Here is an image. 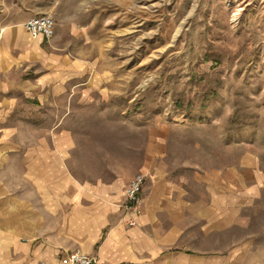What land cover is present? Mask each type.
<instances>
[{
    "label": "rangeland",
    "instance_id": "374dc122",
    "mask_svg": "<svg viewBox=\"0 0 264 264\" xmlns=\"http://www.w3.org/2000/svg\"><path fill=\"white\" fill-rule=\"evenodd\" d=\"M41 15V47L77 66L65 175L127 187L236 168L249 201L234 236L264 257V0H0L2 24Z\"/></svg>",
    "mask_w": 264,
    "mask_h": 264
},
{
    "label": "crops",
    "instance_id": "0c3cea01",
    "mask_svg": "<svg viewBox=\"0 0 264 264\" xmlns=\"http://www.w3.org/2000/svg\"><path fill=\"white\" fill-rule=\"evenodd\" d=\"M3 21L0 264H59L74 250L98 264H264L251 239L234 236L249 201L232 190L236 168L187 184L159 169L141 173L138 214L123 208L126 183L80 184L66 176L72 133L62 123L75 102L76 63L43 49L44 38L32 37L23 21Z\"/></svg>",
    "mask_w": 264,
    "mask_h": 264
},
{
    "label": "built area",
    "instance_id": "2783aa9c",
    "mask_svg": "<svg viewBox=\"0 0 264 264\" xmlns=\"http://www.w3.org/2000/svg\"><path fill=\"white\" fill-rule=\"evenodd\" d=\"M25 29L34 38L42 36L45 39H50L53 36L54 21L48 15L36 16L25 23ZM145 181L146 176L144 174H139L128 184L123 194V208L126 212L132 211L136 214L139 213V196ZM128 225L133 226L135 223L133 221H128ZM59 264H98V262L96 257L88 255L80 250H74L62 253L59 258Z\"/></svg>",
    "mask_w": 264,
    "mask_h": 264
},
{
    "label": "bare ground",
    "instance_id": "6f19581e",
    "mask_svg": "<svg viewBox=\"0 0 264 264\" xmlns=\"http://www.w3.org/2000/svg\"><path fill=\"white\" fill-rule=\"evenodd\" d=\"M241 8L240 9H238L237 11H236V13L234 14V16H237L240 12H241Z\"/></svg>",
    "mask_w": 264,
    "mask_h": 264
}]
</instances>
